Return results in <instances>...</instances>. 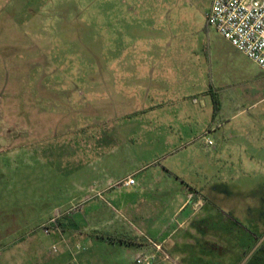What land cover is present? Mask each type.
I'll return each mask as SVG.
<instances>
[{"label": "rangeland", "instance_id": "1", "mask_svg": "<svg viewBox=\"0 0 264 264\" xmlns=\"http://www.w3.org/2000/svg\"><path fill=\"white\" fill-rule=\"evenodd\" d=\"M212 1L0 0V264H182L194 220L220 251L211 221L264 231V71Z\"/></svg>", "mask_w": 264, "mask_h": 264}, {"label": "built area", "instance_id": "2", "mask_svg": "<svg viewBox=\"0 0 264 264\" xmlns=\"http://www.w3.org/2000/svg\"><path fill=\"white\" fill-rule=\"evenodd\" d=\"M208 25L264 71V0H213ZM120 184L130 186L136 182L130 176ZM148 241L157 251L163 248L161 243ZM136 262L156 264V256L139 254Z\"/></svg>", "mask_w": 264, "mask_h": 264}, {"label": "trees", "instance_id": "3", "mask_svg": "<svg viewBox=\"0 0 264 264\" xmlns=\"http://www.w3.org/2000/svg\"><path fill=\"white\" fill-rule=\"evenodd\" d=\"M209 217V216H208ZM211 218V217H210ZM205 218L200 220H194L191 222V229L185 232L184 243L176 247V253L183 256L181 257L182 264H240L248 253L254 248L259 239L264 235V231L261 233H255L252 229H241V223L239 221H224L213 222L208 225L209 228L213 226H219L221 231V241L224 247L223 251L216 249V246L210 242L207 237L208 233L202 228V223H206ZM235 226V227H234ZM233 238H235V246L238 249L234 259L229 258L231 253L229 252V246H231ZM264 247L263 245L257 250L253 257ZM170 255L175 254L169 252ZM250 261V260H249ZM248 261V262H249ZM248 264V263H247Z\"/></svg>", "mask_w": 264, "mask_h": 264}, {"label": "crops", "instance_id": "4", "mask_svg": "<svg viewBox=\"0 0 264 264\" xmlns=\"http://www.w3.org/2000/svg\"><path fill=\"white\" fill-rule=\"evenodd\" d=\"M246 75H248V74H246ZM257 80H258V78H257V76H256L255 79H254V81L257 82ZM187 202H188V201H187ZM187 202H186V203H187ZM192 215H193V214H192ZM192 215L189 216V217H187L184 221H182V222L180 223V225H179V227H178V229H177L178 232H179V230H180L181 228H183L185 225L188 224V222H189V220L191 219ZM173 236H174V234H170V235H168V236L164 239L165 243H167L168 240H171V239L173 238ZM182 242H183V240H182V238H181V239H179L178 241H176V242H175L170 248L172 249V247H174V245L179 246ZM129 243H130V242H129Z\"/></svg>", "mask_w": 264, "mask_h": 264}, {"label": "water", "instance_id": "5", "mask_svg": "<svg viewBox=\"0 0 264 264\" xmlns=\"http://www.w3.org/2000/svg\"><path fill=\"white\" fill-rule=\"evenodd\" d=\"M263 243H264V235L259 239V241L254 246V248L248 253V255L243 259V261L240 264H247L248 261L253 257V255L257 252V250L263 245Z\"/></svg>", "mask_w": 264, "mask_h": 264}]
</instances>
